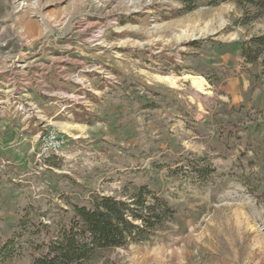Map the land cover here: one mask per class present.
Returning <instances> with one entry per match:
<instances>
[{
  "label": "rangeland",
  "instance_id": "374dc122",
  "mask_svg": "<svg viewBox=\"0 0 264 264\" xmlns=\"http://www.w3.org/2000/svg\"><path fill=\"white\" fill-rule=\"evenodd\" d=\"M185 1L0 0V250L32 242L9 264L145 185L175 219L90 264H264V66L241 55L264 16L245 25L230 0L177 16ZM48 131L69 141L46 158Z\"/></svg>",
  "mask_w": 264,
  "mask_h": 264
},
{
  "label": "trees",
  "instance_id": "16d2710c",
  "mask_svg": "<svg viewBox=\"0 0 264 264\" xmlns=\"http://www.w3.org/2000/svg\"><path fill=\"white\" fill-rule=\"evenodd\" d=\"M230 1L247 11L242 20L245 25L264 16V0ZM190 2L186 0L184 7L175 11L176 15L183 16L197 8ZM241 55L250 63L261 60L264 66V35L247 41ZM195 161L188 165L192 170H195ZM198 172L204 178L211 174L209 166ZM92 205L76 207L69 223L58 226L53 234L46 225V237L35 247L38 255L33 256L31 264H90L103 250L146 242L166 221L175 219L176 213L166 198L159 197L147 185L127 200L101 196ZM30 244V240L25 243H19L16 238L8 240L0 250V264L15 261Z\"/></svg>",
  "mask_w": 264,
  "mask_h": 264
},
{
  "label": "built area",
  "instance_id": "2783aa9c",
  "mask_svg": "<svg viewBox=\"0 0 264 264\" xmlns=\"http://www.w3.org/2000/svg\"><path fill=\"white\" fill-rule=\"evenodd\" d=\"M53 105L52 103H50ZM67 107L63 106L62 111ZM68 137L62 133L55 131H48L41 139V157L56 156L62 152L68 145Z\"/></svg>",
  "mask_w": 264,
  "mask_h": 264
},
{
  "label": "bare ground",
  "instance_id": "6f19581e",
  "mask_svg": "<svg viewBox=\"0 0 264 264\" xmlns=\"http://www.w3.org/2000/svg\"><path fill=\"white\" fill-rule=\"evenodd\" d=\"M28 4L24 3L23 6H27ZM222 26V25H221Z\"/></svg>",
  "mask_w": 264,
  "mask_h": 264
}]
</instances>
